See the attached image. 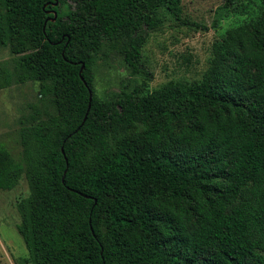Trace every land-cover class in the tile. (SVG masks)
<instances>
[{
  "label": "trees",
  "instance_id": "obj_1",
  "mask_svg": "<svg viewBox=\"0 0 264 264\" xmlns=\"http://www.w3.org/2000/svg\"><path fill=\"white\" fill-rule=\"evenodd\" d=\"M182 14V0H0V49L39 83L21 155L0 148V190L29 184L31 264H264V0L214 41L200 80L95 87L102 55L150 80L143 46Z\"/></svg>",
  "mask_w": 264,
  "mask_h": 264
},
{
  "label": "rangeland",
  "instance_id": "obj_2",
  "mask_svg": "<svg viewBox=\"0 0 264 264\" xmlns=\"http://www.w3.org/2000/svg\"><path fill=\"white\" fill-rule=\"evenodd\" d=\"M255 1L244 0L248 7L243 12H223L220 7L224 0H182V18L191 23L167 17L143 46L142 62L152 78L148 80L143 73L132 74L122 58L102 55L94 66L98 95L105 98L125 85L147 84L148 89H154L170 81L200 80L209 66L214 41L256 10L258 0ZM16 60L9 48L0 49V71L9 69L13 73L10 85L0 89V148L5 147L19 157L23 149L21 129L36 115L40 95L38 82L17 80ZM29 193L25 175L12 189L0 190V264H31L18 231L22 220L18 204Z\"/></svg>",
  "mask_w": 264,
  "mask_h": 264
},
{
  "label": "water",
  "instance_id": "obj_3",
  "mask_svg": "<svg viewBox=\"0 0 264 264\" xmlns=\"http://www.w3.org/2000/svg\"><path fill=\"white\" fill-rule=\"evenodd\" d=\"M56 4H57V2H56ZM54 14H55V18H56V17H57V13L55 12ZM55 18H54V19H55ZM84 67H85V64H82L81 73L83 72ZM83 78H84V77L82 76V79H83ZM90 106H91V105H89V108H90ZM86 117H87V115H86ZM86 117H85V119H86Z\"/></svg>",
  "mask_w": 264,
  "mask_h": 264
}]
</instances>
